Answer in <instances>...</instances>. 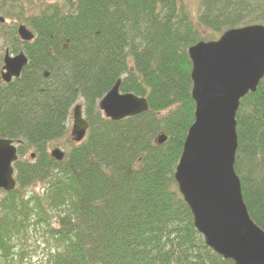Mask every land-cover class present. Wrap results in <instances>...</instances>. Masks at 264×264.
<instances>
[{
  "label": "trees",
  "instance_id": "trees-1",
  "mask_svg": "<svg viewBox=\"0 0 264 264\" xmlns=\"http://www.w3.org/2000/svg\"><path fill=\"white\" fill-rule=\"evenodd\" d=\"M199 12L183 0H65L28 22L29 64L0 85V138L35 158L15 164L16 189L2 193L0 264L27 263L32 231L46 244L38 264H234L206 246L175 180L195 119L188 50L204 30L264 26V1L202 0ZM119 81L149 112L104 117L98 105ZM78 103L87 137L57 162L48 146L67 137ZM236 120L235 171L264 231V80Z\"/></svg>",
  "mask_w": 264,
  "mask_h": 264
},
{
  "label": "water",
  "instance_id": "water-1",
  "mask_svg": "<svg viewBox=\"0 0 264 264\" xmlns=\"http://www.w3.org/2000/svg\"><path fill=\"white\" fill-rule=\"evenodd\" d=\"M19 37L24 43L35 39L25 26L19 28ZM188 55L195 119L175 173L176 183L208 248L234 264H264V231L251 219L235 171L239 148L236 116L241 101L256 93L264 80V26L228 30L217 41L194 45ZM28 64L25 53L11 57L7 52L3 81L10 84L19 79ZM120 86L121 81L98 105L105 118L120 122L149 112L145 98L122 94ZM89 128L83 107L76 106L72 141L81 144ZM166 140L162 135L158 144ZM22 144L0 138V194L16 189L14 165ZM51 157L62 162L65 153L56 149Z\"/></svg>",
  "mask_w": 264,
  "mask_h": 264
},
{
  "label": "rangeland",
  "instance_id": "rangeland-1",
  "mask_svg": "<svg viewBox=\"0 0 264 264\" xmlns=\"http://www.w3.org/2000/svg\"><path fill=\"white\" fill-rule=\"evenodd\" d=\"M62 0H2L0 1V17L7 19L8 24H16L17 25H27L29 26L28 20L30 18H34L38 16L45 6H49L51 4H57L61 3ZM201 1L202 0H183V4L188 9V11L191 13V16L193 19L199 18V11L201 8ZM14 6H20L24 7V9H21L19 11H22V13H16ZM15 14V15H14ZM15 21V23H14ZM30 27V26H29ZM203 30V29H202ZM204 32V40L202 42H212L217 41L220 39L222 34H214L212 31H203ZM13 42V38L8 36L7 38H3L0 34V54L3 56L6 53V50L9 49L10 54L16 53L19 54L22 47L19 46V43L15 45H11ZM80 104V103H78ZM77 104V105H78ZM73 126V121H71L70 124V130L67 137L51 142L48 146V153L51 154L55 149H60L62 152H64L66 155L72 151V149L75 147V143L70 138V132ZM34 153L33 150H29L26 152V154L21 158L23 161H28L30 159V156ZM36 191H39L41 189V185H37L34 187ZM2 194L0 195V200L2 199ZM29 242L27 244H24V249L26 250L27 255V263L26 264H38L41 262V258L43 257L44 253H46V244L44 243L42 239V233L32 231L28 235ZM19 247L15 248L18 249Z\"/></svg>",
  "mask_w": 264,
  "mask_h": 264
},
{
  "label": "flooded vegetation",
  "instance_id": "flooded-vegetation-1",
  "mask_svg": "<svg viewBox=\"0 0 264 264\" xmlns=\"http://www.w3.org/2000/svg\"><path fill=\"white\" fill-rule=\"evenodd\" d=\"M64 1L65 0H62L61 1V3H64ZM73 1H75V0H73ZM14 9H15V12L16 13H22V11H19V10H21V9H24V7H20V6H14ZM15 15V14H14ZM39 16V15H38ZM33 18V17H32ZM32 18H30L29 20H28V18L26 19L28 22H30V20L32 19ZM14 23H15V21H14ZM21 26H25L29 31H31L32 33H33V30H32V28H31V26H30V24H29V26H27V25H23V24H21V25H17L16 26V24H12V25H9L8 24V21H7V19H4V18H2V17H0V34H1V36L3 37V38H7L8 36H10L11 38H13V42H12V44L11 45H15L16 43L18 44V43H23V44H26V43H24L23 41H21L20 40V37H19V28L21 27ZM34 34V33H33ZM35 35V34H34ZM35 38H36V36H35ZM32 43V42H31ZM7 52L9 53V55L11 56V57H16L17 55L15 54V53H12V55L10 54V51H9V49H7L6 50V53H5V55L3 56L2 54H0V58H1V67H0V85L1 84H4V85H10V84H12L15 80H17V79H14L10 84H6L4 81H3V78H2V72H3V68H4V66H5V57H6V54H7ZM19 53H25L24 52V50H22L21 49V51L19 52ZM26 54V53H25ZM27 56V55H26ZM28 57V56H27ZM29 59V58H28ZM25 70V69H24ZM22 76V75H21ZM74 110V109H73Z\"/></svg>",
  "mask_w": 264,
  "mask_h": 264
}]
</instances>
